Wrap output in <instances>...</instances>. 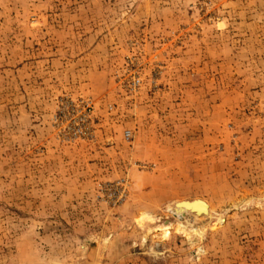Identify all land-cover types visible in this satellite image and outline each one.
<instances>
[{"label":"rangeland","instance_id":"1","mask_svg":"<svg viewBox=\"0 0 264 264\" xmlns=\"http://www.w3.org/2000/svg\"><path fill=\"white\" fill-rule=\"evenodd\" d=\"M0 264H264V0H0Z\"/></svg>","mask_w":264,"mask_h":264},{"label":"bare ground","instance_id":"2","mask_svg":"<svg viewBox=\"0 0 264 264\" xmlns=\"http://www.w3.org/2000/svg\"><path fill=\"white\" fill-rule=\"evenodd\" d=\"M177 211L191 212L195 215H206L208 212V206L205 201L201 199H194L191 201H180L175 203Z\"/></svg>","mask_w":264,"mask_h":264}]
</instances>
